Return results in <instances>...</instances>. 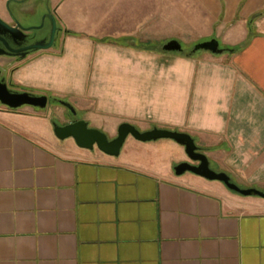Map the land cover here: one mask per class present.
Instances as JSON below:
<instances>
[{
	"label": "crops",
	"instance_id": "0c3cea01",
	"mask_svg": "<svg viewBox=\"0 0 264 264\" xmlns=\"http://www.w3.org/2000/svg\"><path fill=\"white\" fill-rule=\"evenodd\" d=\"M3 1L26 0H0L7 21ZM48 2L68 34L65 56L19 71L20 83L82 93L79 66L95 46L89 52L77 36L88 34L100 71L90 86L104 111L128 115L127 95L139 112L190 134L240 188L264 192V0L129 2L120 19L85 18L79 0ZM183 37L233 52L176 60L166 79L162 65L131 68L125 57L153 52L152 39ZM53 133L45 117L0 108V264H264V198L176 176L186 157L176 142L133 138L111 157Z\"/></svg>",
	"mask_w": 264,
	"mask_h": 264
},
{
	"label": "rangeland",
	"instance_id": "374dc122",
	"mask_svg": "<svg viewBox=\"0 0 264 264\" xmlns=\"http://www.w3.org/2000/svg\"><path fill=\"white\" fill-rule=\"evenodd\" d=\"M122 0H79L81 3L82 7V12L81 16L83 17H88V14H91L95 18V16H106V15H111L115 19H120L122 16L126 17L130 15V11H133V7H129V2H138L142 3L145 0H123L126 2V4L119 5L117 8H114L115 6L113 5V2H120ZM8 1H3V5L1 8L6 13L7 18L9 17V12L14 13L15 17L14 20L15 22H18L20 24H23L25 26H32V27H38L42 24L43 18L45 15L50 11V6L48 0H26L25 2H22L20 4L15 3V2H10L9 5L7 6ZM99 2V4H98ZM102 2V3H101ZM130 4H135V3H130ZM137 4V3H136ZM114 6V7H113ZM116 9V10H114ZM90 10V11H89ZM135 10H137V7H135ZM12 11V12H11ZM115 11V12H114ZM135 12V11H134ZM133 12V13H134ZM1 19H4L2 16H0ZM6 18V19H7ZM5 20V19H4ZM7 21H10L9 19ZM62 25V24H61ZM50 26L46 24L43 29L40 30V33L42 35H47L49 32ZM67 32H62V35L59 39V42L57 46L53 49L49 50H43L36 52L30 56H28L26 59L14 63L12 66L7 67L5 64L9 62L8 59L5 58H0V67L6 68V72L4 73V76L7 78V83L10 85V89L17 91V92H30L33 93L34 95L42 96L46 95L50 99L52 98H58L61 100H64L65 102H69L76 110V115L73 116L70 111H68L66 108L63 106L59 105L58 103L54 102H49L48 106L45 109H40V108H34L31 106H23L20 109L23 110H28L33 114L40 115L42 117H45L50 121V124L53 125V123H57L58 125H65L71 121H78V120H85L88 122L89 127L91 128H97L104 133L107 134L109 139H114L117 136V130L118 127L122 123H130L134 126H136L140 131H148L152 130L154 128H164V129H169L173 131H180L178 127L173 126L170 124L169 121H167L164 118H156L154 116L149 117L148 113H142L139 112L140 110L137 109V107H133V103L131 100L129 101V97L126 95V100L123 101L124 106L126 105L128 115H121L119 112L121 109L116 108L114 113H107L104 111V105L100 104V98L97 97L96 95H93V89L90 86L91 85V76H98L99 77V70H97L98 66L96 63V51L95 47L97 46L96 42L91 40V36L88 34H81L78 35L77 39L79 41L88 42L89 47V52L92 50L91 56L88 54L87 57V62L85 64V67H80L79 66V72L86 73V80L84 84V90L82 93L74 92V91H67V92H61L58 90H52V89H45V88H40V87H33V86H28L25 83H20L19 82V71L27 68L28 66L37 63L41 59L47 58L49 61L50 58L51 60L55 59H62L65 56V46H66V40H67ZM153 41L158 42L155 50L153 52H146V54H143L141 52L138 54L137 50H134L131 48V53L128 54L126 53L125 57L126 59L131 60V68L136 64H141L143 67H145L147 64L153 66L162 65V71H163V79L169 78L171 76V71L169 66L174 65L176 63V60H187L194 58L198 53L201 52H195L193 53L194 49V42L190 39L182 38L179 41L182 43L183 47V52H166L163 53L164 51L162 50V45L165 44L169 40L163 39H152ZM162 41L163 44H160ZM206 42V41H203ZM95 47H92L93 45ZM220 48L225 49L223 46H220ZM104 61H106L104 59ZM107 62V61H106ZM50 64V63H49ZM50 66V65H49ZM13 68H16L14 71ZM160 68V67H159ZM158 67L157 72H158ZM156 69L154 71H156ZM97 70V72H96ZM131 74H133V71H130ZM104 75V74H101ZM110 77V76H109ZM158 79V78H157ZM156 79V80H157ZM132 81H136L133 77H131ZM99 84H102V87L96 88V89H103V83L107 81V76H100L99 78ZM119 88L118 86H115L114 89L117 90ZM124 90V89H123ZM122 93L119 94L121 96ZM140 99L143 98L139 97ZM129 104L130 108L127 106ZM138 106V105H137ZM0 108H7L3 105L0 104ZM8 109V108H7ZM18 110V109H17ZM151 114V113H150ZM39 127H42L43 125L39 123ZM184 129V128H183ZM45 130V128H43ZM183 132V131H180ZM54 134V133H53ZM135 140L132 137H129L127 142H134ZM164 142H172L165 140ZM201 148V146H199ZM97 150V149H95ZM203 150V149H202ZM184 161H189L188 157L186 156ZM210 167L212 170L219 172L217 167L210 163Z\"/></svg>",
	"mask_w": 264,
	"mask_h": 264
},
{
	"label": "water",
	"instance_id": "95a60500",
	"mask_svg": "<svg viewBox=\"0 0 264 264\" xmlns=\"http://www.w3.org/2000/svg\"><path fill=\"white\" fill-rule=\"evenodd\" d=\"M55 18L53 25L56 26ZM2 29V30H1ZM22 25L15 22L14 26L9 25L0 18V36L7 33L19 32L22 33ZM53 45L51 41L46 46H33V49H49ZM164 52H182V44L178 40H171L163 45ZM198 51H207L212 54H222L224 49L220 48L219 42L216 39H211L206 42L198 43L194 46L193 53ZM233 52V50H228ZM49 98L46 95L38 96L30 92H17L11 90L8 84L0 81V104L10 110H17L23 106H31L34 108L45 109L48 106ZM60 104L70 110L72 114H76L75 108L65 101H60ZM53 132L58 140L64 141L73 139L75 144L84 150L98 149L102 153L118 157L121 150L129 137L134 138L139 142H153L158 140H172L184 147L185 154L190 162H182L174 167L176 176H182L185 173H192L209 181L222 182L229 190L238 193L242 196H258L264 198V192L257 189H242L224 172H216L211 169L209 158L205 153L199 151V146L194 138L180 131H173L164 128H154L148 131H140L136 126L130 123H122L117 130V136L114 139H109L106 133L89 127L85 120H78L66 125H58L53 123ZM198 163V164H193Z\"/></svg>",
	"mask_w": 264,
	"mask_h": 264
},
{
	"label": "flooded vegetation",
	"instance_id": "af4514ba",
	"mask_svg": "<svg viewBox=\"0 0 264 264\" xmlns=\"http://www.w3.org/2000/svg\"><path fill=\"white\" fill-rule=\"evenodd\" d=\"M12 12V11H11ZM10 21H6L2 19L4 22L8 23L11 26L15 25V20L13 17H15V14L12 12H9ZM53 18H55L56 26L53 25ZM48 24L50 26L49 32L47 35H42L40 33V30L44 28ZM22 25V33L19 32H12L3 34L0 36V58L8 59L9 62L5 64L7 67L12 66L14 63L20 62L24 59H26L28 56L45 50V49H33V46H46L51 41L53 42V45L51 48L57 46L59 39L62 35V27L60 26L55 14L53 12L48 11V13L43 18L42 24L38 27H32V26H25ZM2 30V29H1ZM66 32V31H65ZM6 68L0 67V81H4L7 83V78L4 76V73L6 72ZM16 68H13L12 71H14ZM8 84V83H7ZM10 87V85L8 84ZM11 88V87H10ZM13 90V89H12ZM33 94V93H32ZM49 98V97H48ZM60 99L57 98H49V102H54L60 104ZM48 102V103H49ZM63 106V105H61ZM64 107V106H63ZM66 108V107H64ZM67 109V108H66ZM70 111L69 109H67ZM72 114V113H71ZM75 116L74 114H72ZM75 121H71L69 123H72ZM67 123V124H69ZM66 125V124H65ZM199 151L201 153H204L202 148L199 147ZM182 162H189V161H182ZM180 162V163H182ZM198 164V163H193ZM178 165V164H177ZM175 173V172H174Z\"/></svg>",
	"mask_w": 264,
	"mask_h": 264
},
{
	"label": "trees",
	"instance_id": "16d2710c",
	"mask_svg": "<svg viewBox=\"0 0 264 264\" xmlns=\"http://www.w3.org/2000/svg\"><path fill=\"white\" fill-rule=\"evenodd\" d=\"M259 16H261V14H259V15H256V16L254 17V19L258 18ZM68 33H70V32H68ZM224 50H225V51H228V50H229V48H225ZM183 51H184V50H183ZM183 51H182V52H183Z\"/></svg>",
	"mask_w": 264,
	"mask_h": 264
}]
</instances>
